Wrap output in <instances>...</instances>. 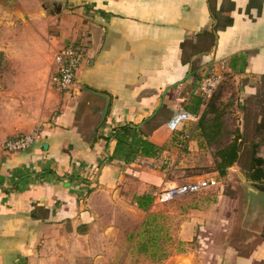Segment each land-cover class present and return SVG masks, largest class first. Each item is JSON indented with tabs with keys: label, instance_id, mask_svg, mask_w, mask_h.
Instances as JSON below:
<instances>
[{
	"label": "crops",
	"instance_id": "obj_1",
	"mask_svg": "<svg viewBox=\"0 0 264 264\" xmlns=\"http://www.w3.org/2000/svg\"><path fill=\"white\" fill-rule=\"evenodd\" d=\"M24 1L38 14L42 5L63 9L43 18L59 31L54 55L43 58H50L47 79L44 69L36 74L33 62L19 79L0 78V264H61L63 246L71 241H118L120 229L138 222L140 207L133 199L173 184L170 170L180 165L181 153L206 146L197 128L206 109L198 107L204 77L218 73L223 81L241 83L243 110L248 99L264 92V1ZM219 17L232 24L216 30ZM72 44L84 56L72 89L61 94L52 83L54 57ZM40 48L50 55L47 42ZM10 88L15 92L7 93ZM182 112L197 117L178 131L193 136L184 148L166 128ZM37 125L41 134L32 147L5 150L7 141L31 134ZM124 125L143 130L141 139L156 147L163 143L168 166L158 170L161 160L119 146L115 132ZM193 227H182L178 239L191 240ZM261 251L229 258L228 264H253ZM181 259L202 264L196 254L170 261L185 264Z\"/></svg>",
	"mask_w": 264,
	"mask_h": 264
},
{
	"label": "rangeland",
	"instance_id": "obj_2",
	"mask_svg": "<svg viewBox=\"0 0 264 264\" xmlns=\"http://www.w3.org/2000/svg\"><path fill=\"white\" fill-rule=\"evenodd\" d=\"M19 1L18 3V0H0V78L6 74L7 80L17 76L19 79L28 72L22 68L33 62L36 74L44 69L47 79L49 70L46 64L49 63L50 58L47 60L43 58L54 55L53 45L58 42L55 37L59 35V31L56 26L43 19L47 18V13L45 16L38 14L35 7L24 0ZM30 31H34L35 34L29 35ZM43 33L46 38L41 36ZM43 42L49 44L50 55L48 51L40 48V43ZM33 45L35 47L38 45L39 49L34 51ZM15 89L11 92L12 88H10L7 93L12 94ZM241 89V83L233 82L232 78H228L224 79L218 88L219 91L217 90L214 95L218 101H215L216 108L226 113L224 117L226 134L223 139L228 142L233 139L234 136L227 134L228 131L235 132L241 127L243 131L245 130L246 136L242 143V159L239 166L228 169L227 175L221 177L216 171L214 156L218 149L217 144L216 146L206 144L198 153L182 155L180 151L181 161L178 160L180 165L177 168L175 165L172 166L171 170L169 168V178L173 179V184L158 190L152 188L148 197L133 199L139 204L150 198V203L143 209L140 208L139 217L134 215L138 222L131 229H120L118 241L98 240L85 243L71 241L68 247L63 246L62 251H66V255L62 256L63 259L60 257V263L172 264V258L175 260L177 256L190 254L195 257L196 254L202 264H228L229 258L232 261L248 258L253 256L255 251L262 250L260 260L253 261V264H264V215L255 218L250 216L247 210L242 209L243 186L238 178V175H241L245 179L244 172L248 169L253 151L252 143L259 145L257 153L259 156H264V128L257 130L260 116L264 117V92L256 101L247 100L249 108L245 112L247 117L245 118L244 106L240 102L242 99L245 100ZM39 129L40 126L37 125L32 133L38 131L41 134ZM186 134L190 136L189 133ZM157 147L164 148L163 143ZM160 156L162 158L158 170L163 168L162 163L165 162L164 153ZM202 178L215 179L217 185L171 203H155L154 194L164 188L183 185ZM130 202L132 199L127 202L128 205H132ZM242 218L246 220L242 221ZM188 222L192 226H187ZM182 227L184 229L193 227L191 240L178 239L182 234ZM96 236L100 239V233ZM58 257L59 255L56 258L59 259Z\"/></svg>",
	"mask_w": 264,
	"mask_h": 264
},
{
	"label": "trees",
	"instance_id": "obj_3",
	"mask_svg": "<svg viewBox=\"0 0 264 264\" xmlns=\"http://www.w3.org/2000/svg\"><path fill=\"white\" fill-rule=\"evenodd\" d=\"M253 2L251 1L250 5L248 6V10L252 7ZM221 10H225L224 6L221 7ZM215 18L217 17L216 13L214 14ZM218 18V17H217ZM225 24L221 23L220 17L218 24L216 25V30L220 28L229 26L232 24V19L226 18L224 20ZM208 47V46H207ZM219 91V90H218ZM217 92V91H216ZM215 95V94H214ZM212 96L210 101L205 104L202 99L198 102V107L205 105L206 109L203 115L200 118L198 123V130L201 132V136L204 139V142L207 145L216 144L218 145V149L215 153V164H216V171L219 172L221 177H225L227 175L228 169L239 166L241 159H242V143L245 141V130L240 131L236 130L235 132L228 131L227 134L233 135V139L228 142L223 139V136L226 134L225 131V124H224V117L225 112L220 108H216V103L218 102L215 96ZM252 101H256V97L250 98ZM215 101H217L215 103ZM215 103V105H214ZM248 101L246 102V104ZM244 111L247 112L244 108ZM245 118L246 114H245ZM264 128V117L259 119L257 130ZM186 133L184 132L182 135L178 134L177 132L174 133V137L177 139L178 137L181 138L179 141L177 140V146L180 148H184L186 142L190 140L193 136L189 138V140H185ZM141 137H146V134L141 129H136L131 126H121L115 132V139L117 140L119 146L127 147L128 152L130 155H136L139 151H141L142 155L155 159L157 161L160 160V154L163 152L164 149H159L152 143L142 140ZM225 140V142L223 141ZM264 142V141H263ZM261 146V144H260ZM253 151L250 156L249 166L246 172H244L245 179L248 182H252L258 185L264 186V156L258 155L257 149L259 148L258 144L252 143ZM168 161H165L162 167L166 168L168 166ZM150 203V198H148L145 202L139 203L140 208H144L147 204Z\"/></svg>",
	"mask_w": 264,
	"mask_h": 264
},
{
	"label": "built area",
	"instance_id": "obj_4",
	"mask_svg": "<svg viewBox=\"0 0 264 264\" xmlns=\"http://www.w3.org/2000/svg\"><path fill=\"white\" fill-rule=\"evenodd\" d=\"M84 52L82 48L77 46L66 45L56 52L54 57V64L56 65V72L52 76V83L59 92L67 93L72 89L74 80L76 78L79 66L82 62ZM223 83V77L218 73H211L204 77L199 88L200 96L204 101H209L218 88ZM197 117L189 112H182L174 115L166 125L168 131L176 133L182 129L188 122H194ZM36 131L30 135H23L21 137L9 140L5 143V150L8 153H19L28 150L40 138V133ZM186 139L190 136L186 134ZM217 185L215 179L202 178L197 181L185 183L183 185H173L164 188L155 194L156 204H166L184 198L188 195H195L200 191L213 188Z\"/></svg>",
	"mask_w": 264,
	"mask_h": 264
},
{
	"label": "flooded vegetation",
	"instance_id": "obj_5",
	"mask_svg": "<svg viewBox=\"0 0 264 264\" xmlns=\"http://www.w3.org/2000/svg\"><path fill=\"white\" fill-rule=\"evenodd\" d=\"M243 210H247L250 213V216L259 218L264 215V191L259 190L256 193L251 192L248 188L243 186ZM245 218H242V221H245ZM244 223V222H243Z\"/></svg>",
	"mask_w": 264,
	"mask_h": 264
},
{
	"label": "water",
	"instance_id": "obj_6",
	"mask_svg": "<svg viewBox=\"0 0 264 264\" xmlns=\"http://www.w3.org/2000/svg\"><path fill=\"white\" fill-rule=\"evenodd\" d=\"M62 9H63V6L59 5V4H54L53 8L51 10H48L46 5H42L41 15L45 16L47 13V15L54 17L56 15H59L62 12ZM238 178L241 181V185L246 186L251 192L256 193L260 189L264 191V186L258 185V184L252 183V182H248L241 175H238ZM187 256H193V255L190 254Z\"/></svg>",
	"mask_w": 264,
	"mask_h": 264
},
{
	"label": "bare ground",
	"instance_id": "obj_7",
	"mask_svg": "<svg viewBox=\"0 0 264 264\" xmlns=\"http://www.w3.org/2000/svg\"><path fill=\"white\" fill-rule=\"evenodd\" d=\"M179 259H180V258H179ZM185 259H186V258H185ZM185 259H181V260H183L185 264H191L192 260H189L190 258H189L188 260H185Z\"/></svg>",
	"mask_w": 264,
	"mask_h": 264
}]
</instances>
